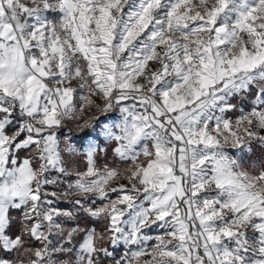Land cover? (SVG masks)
<instances>
[{
  "label": "snow or ice",
  "instance_id": "1",
  "mask_svg": "<svg viewBox=\"0 0 264 264\" xmlns=\"http://www.w3.org/2000/svg\"><path fill=\"white\" fill-rule=\"evenodd\" d=\"M0 264H264V0H0Z\"/></svg>",
  "mask_w": 264,
  "mask_h": 264
},
{
  "label": "rangeland",
  "instance_id": "2",
  "mask_svg": "<svg viewBox=\"0 0 264 264\" xmlns=\"http://www.w3.org/2000/svg\"><path fill=\"white\" fill-rule=\"evenodd\" d=\"M118 117H119V113H112V114H110V116L109 117H102V119H105L108 123H114V122H118ZM65 132H66V130H65ZM76 134H78V133H72V135L74 136V137H76ZM63 138V137H62ZM153 236H155V235H157L158 233L157 232H152L151 233Z\"/></svg>",
  "mask_w": 264,
  "mask_h": 264
},
{
  "label": "trees",
  "instance_id": "3",
  "mask_svg": "<svg viewBox=\"0 0 264 264\" xmlns=\"http://www.w3.org/2000/svg\"><path fill=\"white\" fill-rule=\"evenodd\" d=\"M78 135H80L79 133L78 134H76V136H78ZM256 155H259V150L257 149L256 150ZM102 162V161H101Z\"/></svg>",
  "mask_w": 264,
  "mask_h": 264
}]
</instances>
